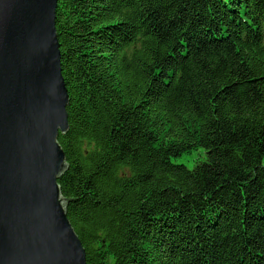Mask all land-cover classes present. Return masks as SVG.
Listing matches in <instances>:
<instances>
[{"label":"trees","instance_id":"16d2710c","mask_svg":"<svg viewBox=\"0 0 264 264\" xmlns=\"http://www.w3.org/2000/svg\"><path fill=\"white\" fill-rule=\"evenodd\" d=\"M56 3L86 264H264V0Z\"/></svg>","mask_w":264,"mask_h":264},{"label":"water","instance_id":"95a60500","mask_svg":"<svg viewBox=\"0 0 264 264\" xmlns=\"http://www.w3.org/2000/svg\"><path fill=\"white\" fill-rule=\"evenodd\" d=\"M57 0H0V264H86L58 179L69 101Z\"/></svg>","mask_w":264,"mask_h":264},{"label":"rangeland","instance_id":"374dc122","mask_svg":"<svg viewBox=\"0 0 264 264\" xmlns=\"http://www.w3.org/2000/svg\"><path fill=\"white\" fill-rule=\"evenodd\" d=\"M199 152H192L191 154L184 155L183 157L179 158L177 161L186 162L189 167L193 166L194 160L199 157Z\"/></svg>","mask_w":264,"mask_h":264},{"label":"bare ground","instance_id":"6f19581e","mask_svg":"<svg viewBox=\"0 0 264 264\" xmlns=\"http://www.w3.org/2000/svg\"><path fill=\"white\" fill-rule=\"evenodd\" d=\"M67 212V211H66Z\"/></svg>","mask_w":264,"mask_h":264}]
</instances>
